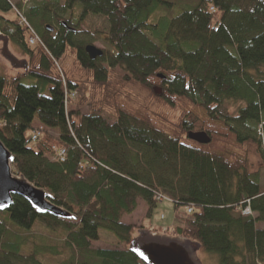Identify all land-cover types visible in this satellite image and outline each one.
Here are the masks:
<instances>
[{
  "label": "trees",
  "instance_id": "trees-1",
  "mask_svg": "<svg viewBox=\"0 0 264 264\" xmlns=\"http://www.w3.org/2000/svg\"><path fill=\"white\" fill-rule=\"evenodd\" d=\"M175 1L186 3H34L21 16L43 48L30 47L17 24L22 4L0 0V32L36 59L29 73L0 77V141L13 171L76 218L40 216L14 198L0 213V264H143L128 246L145 228L123 222L139 201L148 216L162 201L185 208L181 226L163 233L217 264H264V191L247 161L251 143L264 168V0ZM89 16L107 22L109 50L95 61L79 37ZM69 54L64 83L49 77ZM227 106L236 113H223ZM157 107L180 111L176 122ZM188 107L204 114L208 145L188 139ZM101 230L124 249H93Z\"/></svg>",
  "mask_w": 264,
  "mask_h": 264
},
{
  "label": "rangeland",
  "instance_id": "rangeland-1",
  "mask_svg": "<svg viewBox=\"0 0 264 264\" xmlns=\"http://www.w3.org/2000/svg\"><path fill=\"white\" fill-rule=\"evenodd\" d=\"M9 4L12 6V10L16 7L17 4H22V10H18V13L20 15H23L24 10H27L31 7H33L34 3H45V0H7ZM48 2H55L57 0H46ZM174 4H184L186 2H176L175 0H168ZM64 0H58L59 7L63 6ZM60 12V11H59ZM175 14V12H172V14ZM4 18L7 20H15V16L12 12L3 14ZM66 17V15H65ZM79 37L82 38L85 41H90L91 45L95 47L98 50L101 51H108L109 47L105 43L104 38L107 32V22L105 19L99 16H89L84 24L81 26ZM2 51V44H0V77L3 76H16L22 74V70L14 69L11 67V65L5 61L1 56ZM8 51L9 53L16 59L18 62L25 61L28 64V72H30L31 67L36 64V59L31 60L30 56L24 52L21 46H18L14 44L13 42H10L8 45ZM37 54V53H36ZM48 57L51 59V56L46 52ZM57 62V66L55 63L51 65L50 72L47 73L49 77L55 78L57 73V67L62 70H67V68L74 63V58L72 55H66V57L60 58L55 60ZM38 73V72H36ZM41 74H46V72H40ZM31 82L30 79L25 80L24 84H29ZM228 113L229 115H234L236 113V107L235 106H227L226 111L223 110V113ZM85 113V111H83ZM156 113H160L162 117H164L166 120H170L173 122H176L180 111H170L168 109H164L162 107H157ZM186 113L188 115V121L192 123L194 126V132H199L200 127L202 124L206 121V118L202 112L199 110L188 107L186 109ZM165 125L168 127V125L165 123ZM35 127V123L33 125ZM55 135H58L57 131H54ZM30 135V132L28 133ZM256 146L254 144H248L247 145V161H248V170L251 174H258L259 175V183H260V189L264 191V168L261 164V161L259 159V156L256 151ZM186 217V210L185 208H181L178 211L174 210V207L169 202H159L156 207L152 210V213L150 216H148V210L146 208V205L139 201L137 210L135 213L126 219H124V223L126 224H132L136 227H142L146 230H150L154 233L164 234L163 230L170 229V231L175 226H181V221L183 218ZM257 228L261 229V225H257ZM100 241L96 243H92L91 247L93 249H119L123 250V245H117L116 240L108 234L105 231H100ZM167 235V234H164ZM171 236V235H167ZM136 237V236H135ZM134 237V238H135ZM173 237V236H171ZM49 243L52 245L58 244L61 246V243H58V241L55 240H49ZM198 258L200 259L202 264H217V260L215 257L206 254L204 252H198ZM54 264V263H52Z\"/></svg>",
  "mask_w": 264,
  "mask_h": 264
},
{
  "label": "water",
  "instance_id": "water-1",
  "mask_svg": "<svg viewBox=\"0 0 264 264\" xmlns=\"http://www.w3.org/2000/svg\"><path fill=\"white\" fill-rule=\"evenodd\" d=\"M0 44H2V58L12 68L28 72V64L25 61H16L9 53V38L1 32ZM85 53L91 61L103 56V51L91 45L85 48ZM155 94L160 95L161 91L155 90ZM187 137L198 145L210 143V138L204 132H190ZM13 164L14 157L0 141V213L7 212L13 206L14 198L17 197L26 201L37 215H48L66 221L76 220L73 215L52 204L49 194L16 174L13 171ZM128 251L143 264H202L197 255L200 251L198 244L183 237H171L146 229L137 232L128 246Z\"/></svg>",
  "mask_w": 264,
  "mask_h": 264
},
{
  "label": "built area",
  "instance_id": "built-area-1",
  "mask_svg": "<svg viewBox=\"0 0 264 264\" xmlns=\"http://www.w3.org/2000/svg\"><path fill=\"white\" fill-rule=\"evenodd\" d=\"M18 19H19V25L22 26V27H26L27 30H28V33H29V38H28V45L30 46H36V45H40L41 47L44 48L42 42L39 40V38L37 37V35L34 33V31L28 26L27 22L25 21V19L18 14ZM59 74H60V77H61V81L62 83H64V80H63V77H62V74L59 70ZM67 93H65L66 95ZM68 95V94H67ZM66 95V97H67ZM71 98H73V94L70 95ZM39 136V133H36L34 134V136L32 137V140L35 141L37 139V137ZM64 156H65V152L63 150H60L58 151V154H57V158L60 162H63V159H64ZM191 211L188 210V213H190ZM242 215L243 216H250L251 213H250V210L247 208L245 209L243 212H242Z\"/></svg>",
  "mask_w": 264,
  "mask_h": 264
}]
</instances>
